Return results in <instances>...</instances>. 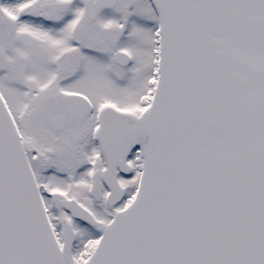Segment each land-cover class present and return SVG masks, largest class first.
I'll list each match as a JSON object with an SVG mask.
<instances>
[{"label": "snow or ice", "instance_id": "6c2138e0", "mask_svg": "<svg viewBox=\"0 0 264 264\" xmlns=\"http://www.w3.org/2000/svg\"><path fill=\"white\" fill-rule=\"evenodd\" d=\"M0 264H264V0H0Z\"/></svg>", "mask_w": 264, "mask_h": 264}]
</instances>
